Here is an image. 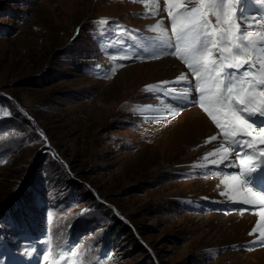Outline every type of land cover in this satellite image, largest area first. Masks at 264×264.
<instances>
[{
	"label": "rangeland",
	"instance_id": "1",
	"mask_svg": "<svg viewBox=\"0 0 264 264\" xmlns=\"http://www.w3.org/2000/svg\"><path fill=\"white\" fill-rule=\"evenodd\" d=\"M164 2L0 0V263L264 264V245L250 243L264 228L259 204L191 195L215 165L159 170L161 152L139 134L138 110H125L170 107L172 117L195 106L177 85L156 89L166 81L143 88L146 61L172 52L149 27L169 33ZM157 4L156 15L145 14ZM258 9L247 0L245 22ZM136 42L150 48L141 60ZM227 210L260 222L257 236L216 244V215ZM237 247L248 257L228 261Z\"/></svg>",
	"mask_w": 264,
	"mask_h": 264
},
{
	"label": "snow or ice",
	"instance_id": "2",
	"mask_svg": "<svg viewBox=\"0 0 264 264\" xmlns=\"http://www.w3.org/2000/svg\"><path fill=\"white\" fill-rule=\"evenodd\" d=\"M246 2L196 0L189 6L182 0H165L171 35L158 26L149 27L159 32L165 47L174 49L171 54L178 57L194 77V81H189L186 75H180L178 79L156 87L171 83L192 87L199 93V106L215 123L228 145L221 144L216 152L207 153L204 159L219 155L222 163L232 153L236 154L239 174L227 176L221 183L231 181L228 192L243 194L246 197L242 201L244 204L255 206L258 202L262 208L259 215L264 220V195L260 194L264 188L260 191L245 188L248 184L256 186V174L264 172V147H261L264 146V125L259 126L258 134H254L258 127L256 120L264 119V30L244 31L252 27L245 23ZM159 10L157 4L155 10L149 9L145 14L156 15ZM211 18L215 19V24ZM100 23L103 26L109 21L101 19ZM151 89L152 86H148V90ZM183 95L187 96V93ZM3 114L9 115L6 110ZM217 139L218 136L213 135L207 143ZM209 163L216 165L218 161L211 159ZM229 199L233 200V196ZM257 227L249 235L256 233ZM260 232V236L250 243L264 245V228Z\"/></svg>",
	"mask_w": 264,
	"mask_h": 264
},
{
	"label": "bare ground",
	"instance_id": "3",
	"mask_svg": "<svg viewBox=\"0 0 264 264\" xmlns=\"http://www.w3.org/2000/svg\"><path fill=\"white\" fill-rule=\"evenodd\" d=\"M249 8L251 7L249 6L248 9ZM154 43H158V45L164 47L163 42L159 41L158 39H154ZM172 55L173 54L171 55L163 54L162 51L161 55H159L158 60L146 61V64L144 65L148 66L149 71L147 77L148 80L144 82L145 84L143 85V88H145V86H148L151 82L161 83L163 81L167 82L169 79L176 80L179 78L180 75H186L188 77V80L191 81V78L186 73L182 64L174 57V55L173 56ZM137 72L140 73L141 70L137 69ZM168 88L173 89V87H168ZM177 88H180L183 94L187 93V96H185L186 100L188 96H191L192 93H194V89L192 87L177 85ZM156 89L158 88L156 87ZM158 90L160 91L162 89L159 88ZM130 109H132L133 111L138 110L140 114L139 134L143 137V140L144 139L147 140L146 144L148 143L155 145L157 147L156 149L161 152L162 162H160L158 165L159 170L175 171L180 169H191L193 165H197V164L207 165L209 163V160L211 159H216L218 161L217 164L220 163L219 155L209 157L208 160L204 159V157L209 152H216V150L220 148L221 144H224L226 147L228 145L225 144L222 141L221 137L219 136L218 128L212 125V123L207 118V116L202 112V110L198 106H196V104L193 109H190L186 112H181L182 111L181 110L179 111L180 113L178 112L177 115L172 117L169 116L170 113L168 115L166 114L167 113L166 109H170V107H165L164 109H161L160 106L150 107L148 105L140 106L138 104L137 106L128 105L125 107V110L127 111H129ZM256 124L258 126L256 134H258L259 126H261V124H259L258 122H256ZM213 135H217L218 139L216 141H212L211 143H207V141H209L210 137ZM231 157L232 154L229 156L227 160L220 163L223 165L224 163H226L228 167H230V171L225 173L223 172V170H221V168L217 167L216 164L215 167L209 170L205 176L201 177L200 179H195L200 181L195 187V189L193 188L194 194H192L193 192H191V195L198 197L199 195L206 197L211 196L214 199L216 198L218 199L222 197L224 198L226 197L227 199V197L229 198V196L231 195L234 197V199H236L237 197L239 199L240 198L245 199L246 197L243 194L236 195L234 193L228 192V186L230 185L231 181H225V183L223 184L221 183V181H223L227 176L238 175L236 171L237 166ZM171 161H175V162H171ZM247 187L250 186L246 185L245 188ZM253 191L255 190L253 189ZM221 193H227V194L222 195ZM236 209H243V208L239 207ZM227 212L228 210L225 212L223 211V213H219L216 215L218 217L217 226L219 227L216 230L219 231V235H220V236L218 235V240L216 244L237 242L240 239H247L250 233L249 231L254 228L252 227L254 225L249 226L250 223H253V219L249 214L240 213V216L237 217L236 215H238L239 212L235 211L238 213L236 215L229 214ZM258 217L259 219L261 218L260 216ZM255 219L257 220V217ZM228 253L232 254L230 255L231 259L229 258L226 259H228V261L231 262L243 260L244 258L248 257L245 254H243L244 249L240 247H237L235 252L233 253L228 252ZM225 254H227V252L223 254L221 253L220 258L223 259Z\"/></svg>",
	"mask_w": 264,
	"mask_h": 264
},
{
	"label": "trees",
	"instance_id": "4",
	"mask_svg": "<svg viewBox=\"0 0 264 264\" xmlns=\"http://www.w3.org/2000/svg\"><path fill=\"white\" fill-rule=\"evenodd\" d=\"M88 195H90V194H88ZM115 221H116V223L117 224H120V223H122L120 220H118V219H115ZM123 229V230H122ZM121 230H122V232L123 233H125L126 234V236L129 238V239H131V240H134L135 241V244H136V246H138V247H140V250H142L143 249V245L137 240V238L135 237V234H134V232H133V229H132V226L130 225V224H123L122 226H121Z\"/></svg>",
	"mask_w": 264,
	"mask_h": 264
}]
</instances>
